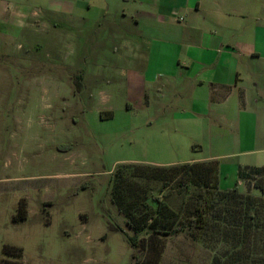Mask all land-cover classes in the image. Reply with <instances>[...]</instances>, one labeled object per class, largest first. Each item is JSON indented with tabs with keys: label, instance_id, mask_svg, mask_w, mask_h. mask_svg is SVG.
<instances>
[{
	"label": "rangeland",
	"instance_id": "1",
	"mask_svg": "<svg viewBox=\"0 0 264 264\" xmlns=\"http://www.w3.org/2000/svg\"><path fill=\"white\" fill-rule=\"evenodd\" d=\"M88 28L75 37L65 28L58 37L43 24L16 35L0 33V260L264 264V193L256 186L257 181L264 186V173L244 178L236 172L240 165L256 164L249 154L223 159L221 170L218 161H204L217 167L219 191L241 193L243 198L226 204L235 223L220 219L212 223L214 232L164 234L163 221L158 233L147 226L137 250L115 230L134 235L112 200L119 182L125 206L138 215L151 213L152 198L158 197L178 213L169 220L173 228L185 224L200 190L183 186L182 172L162 182L153 170L148 177L141 171L192 164L215 149L204 146L201 122L174 120V109L165 106L170 99L154 96L147 107L133 77V59L125 58L133 53L114 50L115 37L106 28L101 33ZM249 169L241 168L247 174ZM144 192L151 199L142 201ZM5 246L16 250L5 253Z\"/></svg>",
	"mask_w": 264,
	"mask_h": 264
},
{
	"label": "crops",
	"instance_id": "2",
	"mask_svg": "<svg viewBox=\"0 0 264 264\" xmlns=\"http://www.w3.org/2000/svg\"><path fill=\"white\" fill-rule=\"evenodd\" d=\"M42 24L58 37L106 28L114 50H130L146 106L162 95L179 125L205 126L204 146L215 150L190 162L221 170L223 159L249 154L256 164L238 175L264 167V0H0L2 35Z\"/></svg>",
	"mask_w": 264,
	"mask_h": 264
},
{
	"label": "trees",
	"instance_id": "3",
	"mask_svg": "<svg viewBox=\"0 0 264 264\" xmlns=\"http://www.w3.org/2000/svg\"><path fill=\"white\" fill-rule=\"evenodd\" d=\"M148 168L149 167H144V169H142L141 176L148 177L149 172L153 170L155 172L152 175L153 178L162 182H168L167 180L170 178V174H178L182 172L185 176V183L182 185L191 184L195 189L200 190V193H198L194 198L192 209L186 215L187 222L178 228L174 227V229L173 225L169 223V220L177 217L178 213L170 209L166 203L160 201L158 197L152 198V202H156V208L151 213L150 211H145L143 214L138 215V213L134 210V207L125 206V195L122 193L124 191L122 183H116L112 191V200L120 206L121 210H123L125 216L127 217L126 225L134 233V235H130L120 227H117L115 230L122 232L128 244L135 250H137L141 235L144 232H147V226L156 228L157 230H155L154 233H158L160 232L158 231V227L160 224L163 225V221L167 222V224L164 225V234H169L170 232H184L185 229L186 231L191 230L192 232L199 231L208 233L210 231H215L216 225H212L214 221L221 219L226 225L236 222V219L232 214V210L227 207L226 204L233 199L242 197V195L237 190H233L232 192L219 191L217 186V167L205 164L204 162H195L192 164L187 163L182 166H172L169 168ZM252 172L255 174L264 173V167L250 168L248 174L240 170L239 175L244 178H249V174H252ZM257 182L256 186L261 188L264 193V186L262 184H258ZM215 196L219 197L216 201L217 203L213 201L215 200ZM147 199L151 198L147 196L146 192H144L142 201H146ZM210 200H212L213 203H211ZM222 202L224 203V206L217 207L221 212V215L218 216L219 210L216 208V205H219ZM124 207L126 209H123ZM21 216L22 217L20 219H24L26 217L25 215ZM16 220L18 219L16 218ZM232 229H234L233 226ZM228 232H230L229 229H227V233ZM144 235L146 236L147 234ZM195 236L196 235H194V237ZM12 250H16V248L12 246H5V253L11 254ZM0 264L17 263L0 260ZM213 264H220L219 260L215 259Z\"/></svg>",
	"mask_w": 264,
	"mask_h": 264
}]
</instances>
